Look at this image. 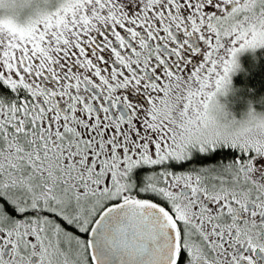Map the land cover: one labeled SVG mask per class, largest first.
<instances>
[{
	"label": "snow or ice",
	"instance_id": "6c2138e0",
	"mask_svg": "<svg viewBox=\"0 0 264 264\" xmlns=\"http://www.w3.org/2000/svg\"><path fill=\"white\" fill-rule=\"evenodd\" d=\"M0 264H264V0H0Z\"/></svg>",
	"mask_w": 264,
	"mask_h": 264
}]
</instances>
